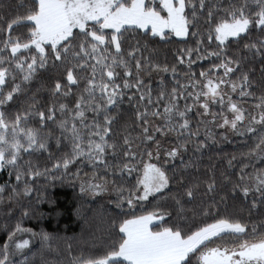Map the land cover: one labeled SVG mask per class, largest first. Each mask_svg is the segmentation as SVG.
<instances>
[{"label":"snow or ice","instance_id":"obj_1","mask_svg":"<svg viewBox=\"0 0 264 264\" xmlns=\"http://www.w3.org/2000/svg\"><path fill=\"white\" fill-rule=\"evenodd\" d=\"M5 173L0 264H264V0H0Z\"/></svg>","mask_w":264,"mask_h":264},{"label":"trees","instance_id":"obj_2","mask_svg":"<svg viewBox=\"0 0 264 264\" xmlns=\"http://www.w3.org/2000/svg\"><path fill=\"white\" fill-rule=\"evenodd\" d=\"M199 71V69H197ZM227 147H231L230 145H227ZM207 158L205 159L204 163H207ZM7 178L6 173L0 175V183L3 182L4 179ZM55 199L57 201L55 211H59L62 213L61 216L55 218V219H45L44 221H38L37 219H25L23 221V226L26 228H32L34 231H40L41 227L45 231H51L54 228H56L57 220L59 221V231L60 235L66 238H72V237H81L84 235L85 239L88 238L89 233L87 231H84L82 233V224L83 222L76 219L71 212V208L74 207V193L73 189L71 187H64V188H56L55 190ZM78 191V189H77ZM147 205V202H145ZM43 209L47 212L48 205H43ZM87 207L85 206V211H87ZM96 207H99V205H96ZM148 207H151L148 205ZM139 211V210H138ZM54 214V213H53ZM5 223H9V221L6 220L5 216L3 214H0V226H3ZM16 223V220L13 219L10 221V224L14 226ZM6 239V232L0 228V246L3 245V241ZM38 247V245H36Z\"/></svg>","mask_w":264,"mask_h":264},{"label":"rangeland","instance_id":"obj_3","mask_svg":"<svg viewBox=\"0 0 264 264\" xmlns=\"http://www.w3.org/2000/svg\"><path fill=\"white\" fill-rule=\"evenodd\" d=\"M24 238H27V236L25 235V237ZM34 244H35V242H34Z\"/></svg>","mask_w":264,"mask_h":264}]
</instances>
